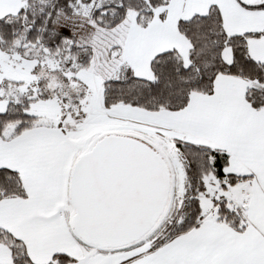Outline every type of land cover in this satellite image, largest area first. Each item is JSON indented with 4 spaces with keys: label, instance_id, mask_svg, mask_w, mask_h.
Returning <instances> with one entry per match:
<instances>
[{
    "label": "snow or ice",
    "instance_id": "obj_1",
    "mask_svg": "<svg viewBox=\"0 0 264 264\" xmlns=\"http://www.w3.org/2000/svg\"><path fill=\"white\" fill-rule=\"evenodd\" d=\"M0 264H264V0H0Z\"/></svg>",
    "mask_w": 264,
    "mask_h": 264
}]
</instances>
